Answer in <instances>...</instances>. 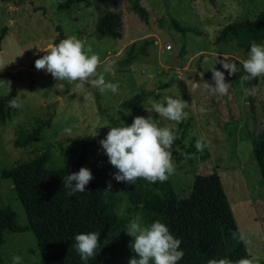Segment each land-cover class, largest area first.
<instances>
[{
	"label": "rangeland",
	"instance_id": "obj_1",
	"mask_svg": "<svg viewBox=\"0 0 264 264\" xmlns=\"http://www.w3.org/2000/svg\"><path fill=\"white\" fill-rule=\"evenodd\" d=\"M65 0H0V30L6 27L0 42V95L15 87L21 102L13 119L0 125V207L9 206L17 215V223L30 230L8 235L0 249L4 264H12L11 257L19 255L22 264H43L37 249L35 233L52 224L51 215L43 206V194L37 181L30 182L33 172L24 171L35 161V150L51 144V158L60 164L66 153L85 146V165L104 176L108 201H114L115 211L129 220L136 215L127 200L123 182L113 179L117 171L107 161L99 141L108 126H128L134 116L119 109V105L145 91H154L147 100L145 117H150L149 98L178 94L188 105L185 111L191 119L190 131L184 146L204 144L208 160L198 154L192 164L181 160L174 163L178 170L169 176L171 185L180 198H185L195 174L208 175L215 170L227 195L236 225L247 250L251 264H264V182L260 176L264 165V148L260 157L252 151L243 123L244 94L242 84L228 86L224 95L209 94L194 88L193 83L213 84L210 69L223 71L214 63L213 53L241 62L246 58L234 43L215 45L214 36L223 26L240 18L253 20L264 10V0H116V10L122 13L124 34L120 40L101 38L93 33L96 19L103 7L98 0H76L68 10H58ZM138 1L147 11L142 21L131 11L130 2ZM40 9V10H37ZM174 19L190 26L195 33L186 35L185 53L180 35L171 27ZM61 37L75 36L100 58L97 73L104 72L106 82L118 84V91L101 93L90 81L60 83L43 69L34 68V61L44 52L38 51ZM151 39L148 55L128 67L118 61L125 49L135 41ZM223 59V57H217ZM208 76H201L197 62ZM108 68V71H104ZM170 83L168 88L161 85ZM8 87H7V85ZM229 84V83H228ZM257 97L264 106V76L257 79ZM101 108L99 110L98 108ZM50 117V125L42 131V139L24 147H14L17 134L30 131L38 120ZM119 119H118V118ZM113 119L115 124L110 120ZM163 127L175 122L159 118ZM65 129H70L66 133ZM97 135L93 137L94 132ZM180 149V148H178ZM2 170L14 175L4 178ZM111 185L109 188L108 186ZM129 222V221H128ZM113 241L119 250L115 264H128L135 256L131 251L132 237L125 234Z\"/></svg>",
	"mask_w": 264,
	"mask_h": 264
},
{
	"label": "trees",
	"instance_id": "obj_2",
	"mask_svg": "<svg viewBox=\"0 0 264 264\" xmlns=\"http://www.w3.org/2000/svg\"><path fill=\"white\" fill-rule=\"evenodd\" d=\"M76 0H65L60 3L58 10H68ZM103 7L102 13L94 23L93 33L101 38L120 40L124 34L122 13L117 11L116 0H98ZM130 9L142 21H147L148 11L138 2L131 1ZM40 10V9H37ZM171 27L180 35L182 47L180 55L185 53L186 35L195 33L190 26L181 25L172 19ZM60 35L58 42L63 39L61 29L57 26ZM6 27L0 30V42L5 35ZM264 43V10L260 11L253 20L240 18L223 26L214 36V44L226 46L234 43L243 53L247 54L251 42ZM151 39L132 42L122 53L118 64L128 67L148 55V48L152 45ZM236 63L238 71L229 76L227 81L231 88L242 84L244 94L243 123L247 130L252 151L256 157L264 148V106L257 97V79H242L246 73L241 62ZM201 75L207 77L208 72L197 62ZM170 83L161 85L168 88ZM154 91H145L135 94L123 101L119 109L131 116H144L147 98ZM18 97L15 87H11L5 94L0 95V125H5L13 119L17 107L9 106L8 101ZM99 110L101 108L98 105ZM102 111V110H101ZM163 127L155 112L150 116ZM147 118V117H145ZM51 118L38 120L31 129L19 132L13 142L14 147L24 148L42 139V131L49 127ZM113 124L115 121L110 120ZM190 118L182 120L174 129L176 136L170 148L172 160L175 163L181 160L192 164L198 154L201 160H208V152L204 144L197 148L185 147L190 131ZM51 144H45L35 150V161L24 171H32L30 182H39L43 194V206L51 215L52 224L46 229L35 233L37 249L43 264H83L73 245V237L80 232H100L98 248L94 258L88 264H115L119 255L118 248L113 241L120 240V233L124 224L129 221L115 211L114 201H108L107 189L104 186V176L96 170H90L92 179L85 187V192L75 193L69 197L63 187V177L77 172L85 167V146L64 155L58 165L51 158ZM180 148V149H178ZM264 164V162H263ZM88 169V168H87ZM175 167V170H178ZM4 178L14 175L11 170H2ZM260 176L264 182V165L261 166ZM127 200L132 210L147 223L161 220L166 223L170 232L181 240L180 248L184 250L183 258L178 264H207L209 258L226 257L231 261L248 258L247 250L236 225L231 205L224 192L218 173L213 170L208 175L195 174L191 188L185 198H180L174 191L169 177L164 182L149 183L138 178L134 184L123 182ZM18 215L9 206L0 207V249L5 244L8 235L23 233L30 230V226L17 223ZM0 264H4L0 256Z\"/></svg>",
	"mask_w": 264,
	"mask_h": 264
},
{
	"label": "clouds",
	"instance_id": "obj_3",
	"mask_svg": "<svg viewBox=\"0 0 264 264\" xmlns=\"http://www.w3.org/2000/svg\"><path fill=\"white\" fill-rule=\"evenodd\" d=\"M38 51H43L44 54L34 61V68L43 69L51 74L61 87L64 86L62 83L64 81L82 83L89 77H95L90 83L101 93L110 91L115 94L118 91V84L105 81L104 72L97 73L99 56L91 52L90 48L85 50L82 41L75 36H67ZM213 56V64L219 63L222 69L227 70L229 76L238 71L236 63L228 60L226 55L213 53ZM241 65L246 73L242 77L244 80L264 76V43L251 42ZM108 70L105 68L104 71ZM210 72L213 84L193 83V87H199L201 91L209 94H226L229 84L225 83L224 72L213 66ZM149 100L151 109L159 117L175 124L159 127L157 121L149 116L147 118L135 116L128 126L122 123L121 126L106 124L104 127H108V131L99 141V145L108 163L117 170L112 174L117 182L134 184L138 178H143L149 183L164 182L175 170L170 148L176 136L175 127L187 118L188 113L185 108L188 104L178 94L164 95L159 99L149 98ZM20 102L21 98L13 97L8 104L16 108ZM70 131L65 129L66 133ZM96 135L97 131L94 132L93 137ZM196 147H201L199 142ZM91 179V171L85 167L65 175L62 184L67 190L66 195L71 197L75 193L85 192V187ZM108 187L110 188L111 185ZM124 232L132 237L130 248L135 253V256L128 260V264H178L184 256V250L180 248L181 240L175 237L167 224L159 219L147 223L136 215L129 220ZM99 236L98 231L80 232L74 235L73 247L83 264H88V261L95 257ZM11 259L12 264H22V257L19 255H14ZM207 264H251V261L241 258L234 262L223 257L209 258Z\"/></svg>",
	"mask_w": 264,
	"mask_h": 264
}]
</instances>
